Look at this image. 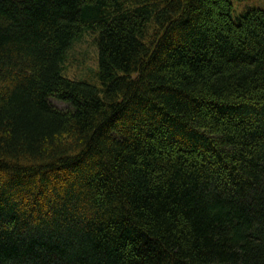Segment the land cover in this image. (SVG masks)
Wrapping results in <instances>:
<instances>
[{"label":"trees","instance_id":"obj_1","mask_svg":"<svg viewBox=\"0 0 264 264\" xmlns=\"http://www.w3.org/2000/svg\"><path fill=\"white\" fill-rule=\"evenodd\" d=\"M258 4L0 0V264H264Z\"/></svg>","mask_w":264,"mask_h":264},{"label":"rangeland","instance_id":"obj_2","mask_svg":"<svg viewBox=\"0 0 264 264\" xmlns=\"http://www.w3.org/2000/svg\"><path fill=\"white\" fill-rule=\"evenodd\" d=\"M253 1L260 3L258 5L264 7V0H235L238 6L240 4L237 10H241L242 6ZM96 64V47L92 36L86 33L74 42L72 47L67 51L63 68L64 74L70 78L93 79L96 72ZM51 101L56 106H65L64 102L54 98Z\"/></svg>","mask_w":264,"mask_h":264}]
</instances>
